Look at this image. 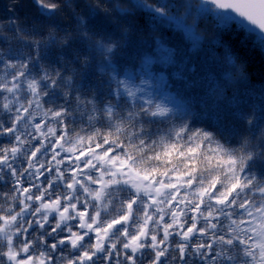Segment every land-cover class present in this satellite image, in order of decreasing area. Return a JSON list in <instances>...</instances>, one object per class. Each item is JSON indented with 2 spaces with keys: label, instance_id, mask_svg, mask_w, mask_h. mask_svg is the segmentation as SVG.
<instances>
[{
  "label": "snow or ice",
  "instance_id": "1",
  "mask_svg": "<svg viewBox=\"0 0 264 264\" xmlns=\"http://www.w3.org/2000/svg\"><path fill=\"white\" fill-rule=\"evenodd\" d=\"M24 7L13 0L0 19V180L11 184L0 264H264V84L221 38L254 33L264 50V0H31L22 18ZM138 16L155 47L121 67ZM208 31L223 49L211 68L191 56ZM53 47L71 59L45 63ZM169 68L203 92L182 112L144 88L169 87ZM194 106L243 132L233 143L192 130ZM155 118L173 122L159 140L145 127Z\"/></svg>",
  "mask_w": 264,
  "mask_h": 264
},
{
  "label": "trees",
  "instance_id": "2",
  "mask_svg": "<svg viewBox=\"0 0 264 264\" xmlns=\"http://www.w3.org/2000/svg\"><path fill=\"white\" fill-rule=\"evenodd\" d=\"M21 3L25 5L23 9L17 8V13L23 18L24 15L32 16L35 13V8L31 7V0H20ZM13 3V0H0V19H4L11 13L7 10L6 6ZM134 27L130 28L126 39L122 41V47L117 53L116 59L119 61L120 66L123 67L132 63L135 58L142 53L143 51L148 50L149 48L155 47L153 42V32L151 22L146 16H138L132 22ZM37 26L46 28V24H41L40 21H37ZM204 24H201V27L204 28ZM179 30L168 28L165 26L163 28V34L166 39H171L173 43H180V35H178ZM159 35V33H157ZM246 33L240 32L239 35H234L230 33H224L221 37L225 41L229 42L235 49H237L238 54L243 58L242 62L247 64V73L249 75L250 81L256 86L260 87L261 84H264V50H261L254 42V34L249 35V39L246 40L244 45H240L239 41L244 39ZM42 55H44L45 50H41ZM66 55L68 59H71V55L68 53H62V50L58 47H53L48 51L46 58L44 59L45 63H54L56 58L60 55ZM223 55V49L218 45L213 43V32L208 31L205 33V39L201 42L200 46L193 49L191 56L193 57L194 62H207L208 68H211V63L213 57H221ZM78 67V65H76ZM168 73L169 87L163 86H149L151 94H157V99L162 97H167L173 101V104L182 112L187 103L194 96L203 95V92L199 88L184 89L183 85L179 82L173 83V78L171 76L172 69H166ZM87 76L85 77L86 82L90 86H94L99 79L97 74L94 71V65L86 70ZM71 74V73H69ZM147 88L148 85H145L144 88ZM239 88V85L236 86ZM234 89H228L226 91V96L231 97ZM221 103L226 104L227 101H222ZM40 117L37 116V120ZM156 123L146 124V129H151L152 139L159 140L161 137L167 136L170 129H172L173 122L164 121L160 122L161 118H155ZM191 121L190 127L192 130L195 129H204L207 131L214 132L217 138L224 140H232L233 143L239 138V134L243 132V129H238L236 132L231 130V121H224L223 124H218L217 120L211 109L205 110L200 106H194L192 108V115L189 117ZM176 125L179 126L180 121H175ZM71 127V125H70ZM78 130V129H77ZM174 131V129H173ZM246 135L250 133H244ZM251 134H255L257 137L259 135L257 129H253ZM3 139V138H0ZM259 143V139L255 141ZM7 179V178H6ZM11 187V184H5L3 180H0V193L7 192L8 188Z\"/></svg>",
  "mask_w": 264,
  "mask_h": 264
},
{
  "label": "rangeland",
  "instance_id": "3",
  "mask_svg": "<svg viewBox=\"0 0 264 264\" xmlns=\"http://www.w3.org/2000/svg\"><path fill=\"white\" fill-rule=\"evenodd\" d=\"M145 91L149 94V95H153L154 96V98H156L157 99V97H158V95L157 94H151V91H150V88H149V86L146 88L145 87ZM158 101H164L165 103H167L170 107L171 106H173V101L171 100V99H165V97H162L161 96V99H157Z\"/></svg>",
  "mask_w": 264,
  "mask_h": 264
},
{
  "label": "water",
  "instance_id": "4",
  "mask_svg": "<svg viewBox=\"0 0 264 264\" xmlns=\"http://www.w3.org/2000/svg\"><path fill=\"white\" fill-rule=\"evenodd\" d=\"M233 15H236L235 13H233ZM250 27H255V26H252V25H250ZM254 34V33H253ZM255 35V34H254Z\"/></svg>",
  "mask_w": 264,
  "mask_h": 264
}]
</instances>
